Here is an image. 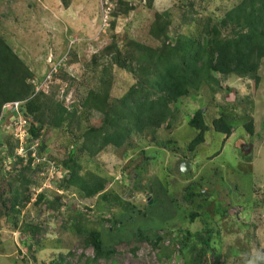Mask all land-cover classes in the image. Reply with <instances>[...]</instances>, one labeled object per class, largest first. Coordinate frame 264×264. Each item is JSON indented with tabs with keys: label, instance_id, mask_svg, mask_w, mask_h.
Returning a JSON list of instances; mask_svg holds the SVG:
<instances>
[{
	"label": "rangeland",
	"instance_id": "1",
	"mask_svg": "<svg viewBox=\"0 0 264 264\" xmlns=\"http://www.w3.org/2000/svg\"><path fill=\"white\" fill-rule=\"evenodd\" d=\"M118 1L0 0V35L31 69L34 84L60 63L55 79L43 86H48L47 96L69 112L76 111L69 126L46 127L41 133L47 152L40 157L38 150L37 158L50 159L51 165L34 162L25 173L32 180L27 191L32 203L10 219L0 205V264H32V255L48 264L59 254L71 264H88V259L92 263L94 251L84 248L83 235L72 231L75 223L84 229L98 227L106 247L114 250L110 260L98 264H192L204 239L212 248L209 262L217 255L222 264L264 261V60L258 86L250 78L218 77L222 89L204 86L184 99L173 128L157 132L166 148L145 142L135 148L109 147L94 160L79 153L76 142L80 145L83 134L102 118L84 108L90 92H100L110 81L111 105L136 81L111 65L112 55L105 51L112 43L129 38L160 47L161 42L150 35L155 12L169 16L170 35L203 37L209 20L205 9L224 15L239 0H122L120 8ZM129 6L134 10L126 14ZM116 10L120 14L114 17ZM200 108L211 128L213 118L226 113L233 133L225 141L223 134L211 129L205 143L191 152L188 148L197 131L188 121ZM250 121L254 135L244 127ZM6 125L3 122L0 130V193L9 196L20 190L15 178L21 166L11 168L8 154L19 141ZM68 157L78 159L84 171L106 178L109 197L87 200L73 189L59 190ZM190 160L193 166L184 174L182 163ZM42 188L47 199H60L61 207L34 206L36 191ZM154 198L157 203L150 209ZM103 214L117 221L113 232L111 223H98ZM135 228L144 233L150 229L148 238L140 240Z\"/></svg>",
	"mask_w": 264,
	"mask_h": 264
},
{
	"label": "trees",
	"instance_id": "2",
	"mask_svg": "<svg viewBox=\"0 0 264 264\" xmlns=\"http://www.w3.org/2000/svg\"><path fill=\"white\" fill-rule=\"evenodd\" d=\"M117 3L118 8L124 5L122 0ZM132 10L134 8L129 6L125 13L128 14ZM205 11L209 13V20L203 37L170 35L169 16L155 12L150 35L154 40L161 42L160 47L154 48L125 38L122 43L114 42L107 48L105 52L112 55L111 65L127 71L136 81L122 98L114 100L111 105L108 104L110 81L104 82L100 92H90L84 108L90 114L93 112L102 118L98 126L91 125L83 134L80 145L76 142L81 155H87L90 160H94L109 147L115 150L122 147L135 148L143 142L166 148V143L158 140L157 132L162 127L173 128L174 121L178 118L179 104L190 97L192 92H199L204 86L211 88L212 84L222 89L218 77L250 78L256 86L261 83L259 71L264 60V0H239L237 4H232L224 15L210 12L208 8ZM216 11H219L218 8ZM119 14L116 10L112 16L117 17ZM212 19L216 20L214 25L211 24ZM57 73L53 74L52 81ZM34 81L31 69L0 35V113L8 102L28 101L21 110L23 118L27 121V154L25 157L17 155L19 144L17 148H10V155L8 154L9 159L13 161L11 168L21 166L20 173L15 178L20 180V190H14L9 196L0 193V205L9 219L11 215L19 217L32 203L31 195L27 192L32 180L25 173L32 169L36 159L32 157L33 152L28 151L29 148L38 143L39 156L43 157L44 152H47L46 143L40 139L43 130L46 127L59 129L65 124L69 126L76 117L75 110L69 112L44 91L36 94ZM45 112L49 115L45 116L46 119L48 117L47 120L44 119ZM188 124L197 131L188 148L191 152H195L205 143L206 133L211 129L223 134L225 141L233 133L230 118L222 111L213 118L212 128L207 125L206 112L202 108L194 112ZM244 127L250 135H254L253 121L246 123ZM49 160L46 159L47 164H51ZM23 164L27 167L22 168ZM63 169L65 175L59 184V190L73 189L87 200L109 197L108 180L84 171L78 159L68 157L64 161ZM9 186H12L11 182ZM263 198L264 195H261V199ZM117 199L115 196L114 200ZM157 199L154 198L148 204L150 209L155 207ZM59 200L47 199L44 192H41L37 194L34 206L50 210L57 205L61 207ZM77 217L79 220L82 218L79 215ZM97 219L99 224L111 223L112 232L118 226L116 220L105 219V214ZM29 228H32V231L38 230V226ZM72 229L83 235V247L92 248L94 251L92 263L88 259V264H98L100 260H110L115 255L113 249L106 247L104 236L98 227L84 229L79 223H75ZM135 231L140 240H143L148 238L150 229L145 233L138 229ZM211 249L209 239H204L192 264H222L220 255H217L213 262H209L207 256ZM30 259L32 264H42L33 255ZM48 264L71 263L59 254ZM258 264H264V261H259Z\"/></svg>",
	"mask_w": 264,
	"mask_h": 264
},
{
	"label": "built area",
	"instance_id": "3",
	"mask_svg": "<svg viewBox=\"0 0 264 264\" xmlns=\"http://www.w3.org/2000/svg\"><path fill=\"white\" fill-rule=\"evenodd\" d=\"M108 19H109V14H106V16L104 17L103 20V25L105 27L108 26ZM60 66V63L53 66L52 69L45 75L43 81L37 85L35 83L36 86V94H38L41 91H46L45 87L48 86H43V84L46 85V83L50 84L52 81V76L54 73L58 72V68ZM35 94V95H36ZM35 97V96H33ZM32 97V98H33ZM28 101H14V102H8L6 103L1 110L0 113V129H1V124L3 122H6V129L9 128L11 130H13V134L15 135V137H17V140L19 141V146L17 149V155L21 156V157H25L26 156V139H28L27 133L25 131V126L27 125V121L23 118L22 116V108L23 106H25V104ZM38 149V143H34L28 151H32V157H34L36 160V163H41L46 162V159H41L40 157L37 158V150ZM51 165V164H50ZM43 189H40L37 191V194L39 195L41 192H43Z\"/></svg>",
	"mask_w": 264,
	"mask_h": 264
},
{
	"label": "water",
	"instance_id": "4",
	"mask_svg": "<svg viewBox=\"0 0 264 264\" xmlns=\"http://www.w3.org/2000/svg\"><path fill=\"white\" fill-rule=\"evenodd\" d=\"M190 168H191V162H183L182 163V166H181V171L184 173V174H187L189 171H190Z\"/></svg>",
	"mask_w": 264,
	"mask_h": 264
},
{
	"label": "crops",
	"instance_id": "5",
	"mask_svg": "<svg viewBox=\"0 0 264 264\" xmlns=\"http://www.w3.org/2000/svg\"><path fill=\"white\" fill-rule=\"evenodd\" d=\"M190 162H191V166H193L194 161L193 160H190Z\"/></svg>",
	"mask_w": 264,
	"mask_h": 264
},
{
	"label": "clouds",
	"instance_id": "6",
	"mask_svg": "<svg viewBox=\"0 0 264 264\" xmlns=\"http://www.w3.org/2000/svg\"><path fill=\"white\" fill-rule=\"evenodd\" d=\"M45 92V91H44ZM46 93V92H45ZM1 130V129H0ZM191 169V168H190Z\"/></svg>",
	"mask_w": 264,
	"mask_h": 264
}]
</instances>
